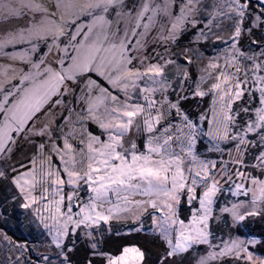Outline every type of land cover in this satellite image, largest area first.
<instances>
[{"label": "snow or ice", "instance_id": "1", "mask_svg": "<svg viewBox=\"0 0 264 264\" xmlns=\"http://www.w3.org/2000/svg\"><path fill=\"white\" fill-rule=\"evenodd\" d=\"M0 264H264V0H0Z\"/></svg>", "mask_w": 264, "mask_h": 264}]
</instances>
